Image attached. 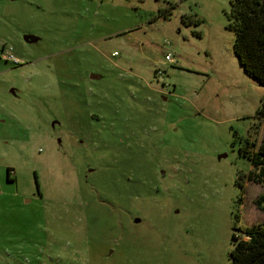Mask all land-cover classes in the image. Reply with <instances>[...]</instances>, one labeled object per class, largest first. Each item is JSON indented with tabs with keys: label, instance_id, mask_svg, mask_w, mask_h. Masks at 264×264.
Segmentation results:
<instances>
[{
	"label": "rangeland",
	"instance_id": "obj_1",
	"mask_svg": "<svg viewBox=\"0 0 264 264\" xmlns=\"http://www.w3.org/2000/svg\"><path fill=\"white\" fill-rule=\"evenodd\" d=\"M229 2L0 0V264H231L264 85Z\"/></svg>",
	"mask_w": 264,
	"mask_h": 264
},
{
	"label": "trees",
	"instance_id": "obj_2",
	"mask_svg": "<svg viewBox=\"0 0 264 264\" xmlns=\"http://www.w3.org/2000/svg\"><path fill=\"white\" fill-rule=\"evenodd\" d=\"M229 3L228 26L235 33L234 54L245 74L264 85V0H230ZM256 114L264 125V98ZM239 152L258 169L254 177L250 174L248 179L260 182L264 175V129L259 143L246 141ZM239 185L243 192L244 187ZM258 205L264 210V204ZM236 231L231 235V264H264V225L254 224L245 230L239 227Z\"/></svg>",
	"mask_w": 264,
	"mask_h": 264
},
{
	"label": "built area",
	"instance_id": "obj_3",
	"mask_svg": "<svg viewBox=\"0 0 264 264\" xmlns=\"http://www.w3.org/2000/svg\"><path fill=\"white\" fill-rule=\"evenodd\" d=\"M116 54V53H115ZM4 58L6 59V60H11V61H13V62H15V63H17L18 62V59L15 57V55L11 52V47H9V49H6V54L4 55ZM165 59L166 60H171V55L168 53V54H166L165 55Z\"/></svg>",
	"mask_w": 264,
	"mask_h": 264
},
{
	"label": "water",
	"instance_id": "obj_4",
	"mask_svg": "<svg viewBox=\"0 0 264 264\" xmlns=\"http://www.w3.org/2000/svg\"><path fill=\"white\" fill-rule=\"evenodd\" d=\"M24 40L25 41H28V42H36L37 40H38V38H36V37H34V36H32V35H30V34H28V35H24ZM91 78H99L98 76H97V74H92V76H91ZM221 156H223V155H221ZM221 156H219V158L221 157ZM139 218H137V217H135L134 219H133V221L135 222V223H137V222H139Z\"/></svg>",
	"mask_w": 264,
	"mask_h": 264
},
{
	"label": "flooded vegetation",
	"instance_id": "obj_5",
	"mask_svg": "<svg viewBox=\"0 0 264 264\" xmlns=\"http://www.w3.org/2000/svg\"><path fill=\"white\" fill-rule=\"evenodd\" d=\"M11 49H12V47H11ZM12 50H13V49H12ZM3 51H4V48L2 49V52H3ZM8 175H9V176L7 177L8 180H11L12 178H11V176H10L9 170H8Z\"/></svg>",
	"mask_w": 264,
	"mask_h": 264
}]
</instances>
